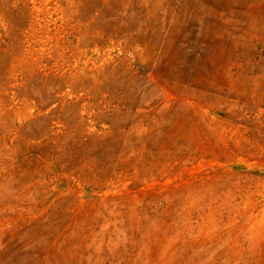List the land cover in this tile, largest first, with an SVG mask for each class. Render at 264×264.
<instances>
[{"label": "rangeland", "instance_id": "374dc122", "mask_svg": "<svg viewBox=\"0 0 264 264\" xmlns=\"http://www.w3.org/2000/svg\"><path fill=\"white\" fill-rule=\"evenodd\" d=\"M0 264H264V0H0Z\"/></svg>", "mask_w": 264, "mask_h": 264}]
</instances>
